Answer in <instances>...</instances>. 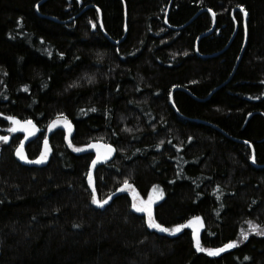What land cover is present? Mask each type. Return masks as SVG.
I'll list each match as a JSON object with an SVG mask.
<instances>
[{
  "label": "trees",
  "instance_id": "1",
  "mask_svg": "<svg viewBox=\"0 0 264 264\" xmlns=\"http://www.w3.org/2000/svg\"><path fill=\"white\" fill-rule=\"evenodd\" d=\"M0 113V264H264V0H0Z\"/></svg>",
  "mask_w": 264,
  "mask_h": 264
},
{
  "label": "snow or ice",
  "instance_id": "2",
  "mask_svg": "<svg viewBox=\"0 0 264 264\" xmlns=\"http://www.w3.org/2000/svg\"><path fill=\"white\" fill-rule=\"evenodd\" d=\"M37 7H39V4H37ZM238 8L243 9L244 6L243 5H239ZM208 11L211 12L212 10L208 9ZM213 16H215V13H213ZM245 16H247L246 11H245ZM92 26L96 27L95 22L92 23ZM245 27H246V24H245ZM61 55H63V53H61ZM89 82L91 83L92 79H90ZM25 87H27V86H25ZM91 110L95 111L96 109H91ZM0 115H3V113H0ZM61 117L63 119H61ZM7 119L12 121L14 125H19V126L23 127V131L27 133V135L25 136V140H27L31 135H33V132L35 130H37L34 121L32 119H30V118L27 119V120H24V121H20L15 116H8ZM60 123H63L65 125V127H67L69 129V131H71V121L68 120L66 114H64V113H58L57 114V119L53 120L51 122V124L49 125V127L51 128V127H53V126H55L57 124H60ZM128 130L131 131V129H128ZM10 131H12V132L17 131V127L16 126L12 127L10 129ZM8 139H9L8 136H0V140L8 141ZM44 144H45V146H47V144H48L47 137H45ZM69 144L71 145V140H69ZM95 147H97L96 144H87V145H84L83 148H76L75 150L76 151H83L84 148H95ZM106 147L109 150L108 154H111V152L116 150V149L113 148L112 145H106ZM23 148H24V142L21 141L20 145L15 150L16 155L18 157H20V159L28 161L29 163H33V162L34 163H43L45 160H47V151H48L47 147L45 148V151L41 152L40 156L35 161L29 160L27 155L24 154ZM103 158L104 157H101L100 155H97V158L92 161V167H95V165L97 164V161L100 160V159H103ZM252 159L255 160V155L252 156ZM88 176H89V183H92L91 172L88 174ZM123 187H125V188H134V185L130 184L129 181L127 180V178H126L124 180V182H123ZM155 187L156 186H153L154 189H155ZM119 190L120 189H118V191ZM95 192H96V189H95V187H93V197H92V199H93V202L95 204H97V205L103 206V205L108 203V200L111 199V197H108V199H99L95 195ZM137 196H138V193L134 192L133 193V202L131 204V207L133 209H135L136 211H138V212L147 213V215H148L147 223H148L149 227L159 229V230H161L163 232L178 233L186 226L185 224H176L172 228H168V227H165L163 224H160L159 222H156L154 220V218H153L152 205L154 203V199L151 196V194L149 195V198H148L147 201H143L141 199L139 204L136 202ZM158 198L159 197H156V199H158ZM200 221H202L201 217H193L191 220L187 221V224L196 226V222H200ZM248 223L252 226V231L253 232H256V231L259 230V228H260L259 225L254 224V222H252V221H248ZM199 226H202V225H199ZM241 232H242L243 238L247 239L248 238L247 232H244L243 230H241ZM260 234L264 235V231H261ZM193 236L196 239V248H197V250L206 251L210 255H218L219 253L224 252L226 249L235 247L237 245V243H238V241H229L228 243H225L222 247H219V248H202L201 244H200V238H199L198 232H193ZM245 259H248V258L246 257Z\"/></svg>",
  "mask_w": 264,
  "mask_h": 264
},
{
  "label": "water",
  "instance_id": "3",
  "mask_svg": "<svg viewBox=\"0 0 264 264\" xmlns=\"http://www.w3.org/2000/svg\"><path fill=\"white\" fill-rule=\"evenodd\" d=\"M100 17H101V12H100ZM100 22H101V24H102V20L100 19ZM100 24V25H101ZM172 97V96H171ZM35 123V122H34ZM61 125H62V127L63 128H67V127H65V125L63 124V123H60ZM35 125H36V129L37 130H35L34 132H33V135H31L27 140H25V136L27 135V133L26 132H24L23 131V127L22 126H20V129L22 130V132H23V139H22V141L24 142V148L30 143V142H32L33 140H35V139H37L39 136H40V133H41V131H43L42 129H40V127L35 123ZM57 125H59V124H57ZM73 129V125H72V123H71V130ZM73 136V132H71L70 134H69V137H72ZM44 140H45V138L43 139V146H42V151H45V148L47 147V149H48V151H47V158L50 156V153H51V146H50V140H49V138L47 137V141H48V144H47V146H45V144H44ZM250 147H251V149H252V152H253V155H254V147L252 146V144H250ZM23 148V149H24ZM108 153V152H107ZM194 245H195V248H196V239L194 240ZM196 250H197V248H196ZM197 251H199V250H197Z\"/></svg>",
  "mask_w": 264,
  "mask_h": 264
},
{
  "label": "rangeland",
  "instance_id": "4",
  "mask_svg": "<svg viewBox=\"0 0 264 264\" xmlns=\"http://www.w3.org/2000/svg\"><path fill=\"white\" fill-rule=\"evenodd\" d=\"M16 126V125H15ZM93 144H96L97 145V147H95V148H89V149H93L94 151H95V157L97 158V155H100V153H103L104 151H106L107 150V147H106V145L105 144H102V143H93ZM161 193V192H160ZM160 193H159V191L158 190H156V189H152V192H150V194H151V196L153 197V199H154V203H153V205L154 204H156L157 202H159L162 198H163V193L160 195ZM149 194V195H150ZM149 195L147 196V197H140V196H137V198H136V202L139 204L140 203V201H141V199L143 200V201H147L148 200V198H149ZM156 197H159L158 199H156ZM153 205H152V207H153Z\"/></svg>",
  "mask_w": 264,
  "mask_h": 264
}]
</instances>
